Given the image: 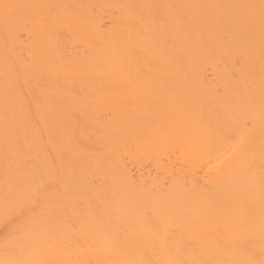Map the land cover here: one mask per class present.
Masks as SVG:
<instances>
[{
    "label": "bare ground",
    "instance_id": "obj_1",
    "mask_svg": "<svg viewBox=\"0 0 264 264\" xmlns=\"http://www.w3.org/2000/svg\"><path fill=\"white\" fill-rule=\"evenodd\" d=\"M0 264H264V0H0Z\"/></svg>",
    "mask_w": 264,
    "mask_h": 264
}]
</instances>
